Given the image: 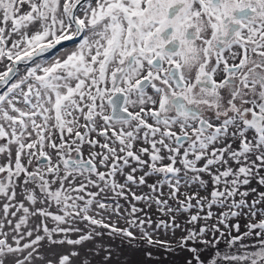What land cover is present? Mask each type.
<instances>
[{"label": "snow or ice", "instance_id": "6c2138e0", "mask_svg": "<svg viewBox=\"0 0 264 264\" xmlns=\"http://www.w3.org/2000/svg\"><path fill=\"white\" fill-rule=\"evenodd\" d=\"M105 237L264 264V0H0V264Z\"/></svg>", "mask_w": 264, "mask_h": 264}, {"label": "rangeland", "instance_id": "374dc122", "mask_svg": "<svg viewBox=\"0 0 264 264\" xmlns=\"http://www.w3.org/2000/svg\"><path fill=\"white\" fill-rule=\"evenodd\" d=\"M68 46H72L70 42ZM240 223L241 230L243 231V226L246 221L241 220ZM167 238L168 237L165 236L160 237V239ZM103 242L113 247V260L111 264H183L184 259L189 256L187 252L169 255L163 251H156L155 249L132 247L129 246L127 242L121 241L120 239L111 240L105 237ZM221 247H223V244H221ZM148 251L153 252L152 259L146 257L145 253ZM101 255H103V253H101Z\"/></svg>", "mask_w": 264, "mask_h": 264}, {"label": "water", "instance_id": "95a60500", "mask_svg": "<svg viewBox=\"0 0 264 264\" xmlns=\"http://www.w3.org/2000/svg\"><path fill=\"white\" fill-rule=\"evenodd\" d=\"M69 43V42H68Z\"/></svg>", "mask_w": 264, "mask_h": 264}]
</instances>
